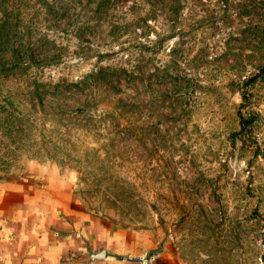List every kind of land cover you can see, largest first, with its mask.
<instances>
[{
  "label": "rangeland",
  "instance_id": "rangeland-1",
  "mask_svg": "<svg viewBox=\"0 0 264 264\" xmlns=\"http://www.w3.org/2000/svg\"><path fill=\"white\" fill-rule=\"evenodd\" d=\"M2 21L0 252L80 216L158 264H264V0H0Z\"/></svg>",
  "mask_w": 264,
  "mask_h": 264
},
{
  "label": "crops",
  "instance_id": "crops-1",
  "mask_svg": "<svg viewBox=\"0 0 264 264\" xmlns=\"http://www.w3.org/2000/svg\"><path fill=\"white\" fill-rule=\"evenodd\" d=\"M11 241L10 250L0 252V264H158L157 248L144 233L115 235L94 218L60 217L49 239L34 244ZM24 246V249H22Z\"/></svg>",
  "mask_w": 264,
  "mask_h": 264
},
{
  "label": "trees",
  "instance_id": "trees-1",
  "mask_svg": "<svg viewBox=\"0 0 264 264\" xmlns=\"http://www.w3.org/2000/svg\"><path fill=\"white\" fill-rule=\"evenodd\" d=\"M5 18H6V20H9L8 17H5ZM7 24L8 23L7 22L5 23L4 21H2L0 23V53H1V51L3 49H5V48H3L4 47V44H7L8 41H9L8 39L10 38V29H11V27L9 26L10 24H8V25ZM8 72L9 71L7 69H5L3 66H0V73L6 74ZM78 87L79 88H82V85H81L80 82L67 84V86L65 88H62L61 87V90H62V92H67V93L77 92L78 91ZM59 88H60V86H59Z\"/></svg>",
  "mask_w": 264,
  "mask_h": 264
},
{
  "label": "built area",
  "instance_id": "built-area-1",
  "mask_svg": "<svg viewBox=\"0 0 264 264\" xmlns=\"http://www.w3.org/2000/svg\"><path fill=\"white\" fill-rule=\"evenodd\" d=\"M154 260H155V256H152V257H150L149 259L143 261L142 264H149L150 262H152V261H154Z\"/></svg>",
  "mask_w": 264,
  "mask_h": 264
}]
</instances>
